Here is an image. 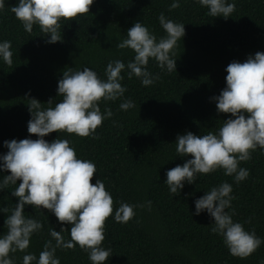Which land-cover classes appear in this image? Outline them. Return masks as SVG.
I'll use <instances>...</instances> for the list:
<instances>
[{
	"label": "trees",
	"instance_id": "trees-1",
	"mask_svg": "<svg viewBox=\"0 0 264 264\" xmlns=\"http://www.w3.org/2000/svg\"><path fill=\"white\" fill-rule=\"evenodd\" d=\"M18 0H5L0 11V41H10L11 65L0 60V155L7 152L5 141L37 139L27 132L31 119L27 99H36L47 108L62 99L57 96V83L63 72L88 67L101 79L112 60L125 64L133 59L130 49H118L137 21L157 38L165 35L158 16L161 13L182 23L185 35L175 48L176 71H162L149 60L148 71L158 75L150 86L140 80L121 75L124 97L115 102H100L103 113L110 108L113 116L102 122L95 136L79 137L65 132H53L44 137L47 142L62 138L70 142L77 158L95 164L96 173L90 183L100 179L111 194L113 210L119 203L144 204L136 208L135 216L126 224H104L102 246L111 249L105 264H264V243L246 258L229 254L222 238L211 232L212 220L207 212L199 216L194 201L211 187L222 182L232 185V219L246 231H254L264 241V153L258 148L251 159L240 162L248 177L239 183L223 171L198 175L195 183L184 184L177 196H172L165 173L191 157L177 156L175 141L178 135L191 132L196 136L215 132L230 114L218 113L215 101L226 87L225 69L229 63H243L249 55L264 53V0H234L235 10L227 19L208 15L206 7L194 0H180V7L169 11L172 0H94L89 13L75 19L60 21L61 41L47 43L39 27L24 30L10 8ZM231 2V0H230ZM122 99H131L135 107L121 111ZM0 172V177L9 175ZM20 181H17V185ZM15 185L0 191V207L14 208L18 202L11 196ZM25 216L40 221L42 229L33 234L27 252L39 255L46 240L51 239L49 228L61 227L65 239L71 225L61 224L45 209L24 208ZM7 213L0 212V236L6 234ZM54 243V241H53ZM26 253H10L14 264H22ZM60 264H91L88 254L79 246L57 249Z\"/></svg>",
	"mask_w": 264,
	"mask_h": 264
},
{
	"label": "clouds",
	"instance_id": "clouds-1",
	"mask_svg": "<svg viewBox=\"0 0 264 264\" xmlns=\"http://www.w3.org/2000/svg\"><path fill=\"white\" fill-rule=\"evenodd\" d=\"M94 0H18L10 8L24 30L32 32L33 26L48 37L47 43L61 41L60 21H69L79 15L89 13ZM206 7L212 17L229 18L235 10L234 0H194ZM180 7V0H172L169 11ZM5 8V0H0V11ZM158 21L165 35L157 38L139 21L128 29L125 38L117 43L118 49H130L133 59L127 64L112 60L107 64L101 79L88 67L82 70L64 71L57 83V96L62 97L49 107L42 108L36 99H27L31 119L27 132L37 139L5 141L7 152L0 155V172L9 175L0 177V191L15 185L11 196L18 202L14 208L0 207L7 213L4 226L6 234L0 236V264H14L11 254L26 253L22 264H60L57 249H73L79 246L88 254L91 264H105L111 256V249L102 246L104 224L109 216L114 222L126 224L135 216L136 208L144 204L121 202L113 210L111 194L104 183L96 179L95 164L77 158L75 150L67 139L57 138L47 142L44 137L53 132H65L79 137L96 138V129L102 122L110 119L113 112L105 107L103 113L99 104L103 101L115 102L124 97L126 87L121 81L126 71L129 79L140 80L142 86H150L159 79L148 71L149 60H154L162 71H176L175 48L185 35L184 25L167 18L164 13ZM10 41H0V60L11 65L12 52ZM226 87L218 96L213 97L218 113L230 114L215 132L196 136L191 132L178 135L175 141L177 156L191 157L183 165L169 169L165 175L169 193L174 197L180 194L184 184L195 183L198 175L223 171L235 183L244 181L248 170L239 167L240 162L251 159V153L258 148L264 153V53L249 55L243 62L233 61L225 69ZM135 107L131 99H122L121 111ZM17 181H20L17 185ZM232 185L222 182L211 187L194 201L195 212L199 216L207 212L211 218V232L219 235L230 255L241 259L254 253L264 241L254 231H246L243 225L235 222L231 208L234 199ZM31 205L34 209H45L52 213L59 223L71 225L67 231L70 239H65L61 227L57 232L49 228L51 239L46 240L39 255L27 252L33 234L42 229L39 220L25 216L24 208ZM54 241V243H53Z\"/></svg>",
	"mask_w": 264,
	"mask_h": 264
}]
</instances>
